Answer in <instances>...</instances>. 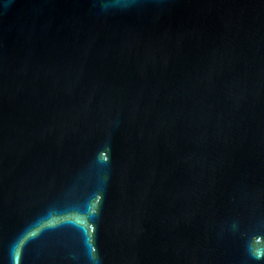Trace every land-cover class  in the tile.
I'll list each match as a JSON object with an SVG mask.
<instances>
[{
    "label": "water",
    "instance_id": "obj_1",
    "mask_svg": "<svg viewBox=\"0 0 264 264\" xmlns=\"http://www.w3.org/2000/svg\"><path fill=\"white\" fill-rule=\"evenodd\" d=\"M0 264H264V0H0Z\"/></svg>",
    "mask_w": 264,
    "mask_h": 264
}]
</instances>
